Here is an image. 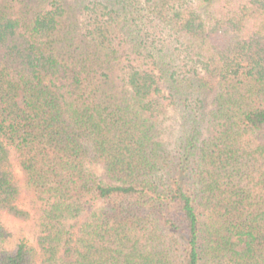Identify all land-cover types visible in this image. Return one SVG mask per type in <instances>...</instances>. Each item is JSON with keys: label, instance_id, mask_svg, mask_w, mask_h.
<instances>
[{"label": "trees", "instance_id": "obj_1", "mask_svg": "<svg viewBox=\"0 0 264 264\" xmlns=\"http://www.w3.org/2000/svg\"><path fill=\"white\" fill-rule=\"evenodd\" d=\"M0 264H264V0H0Z\"/></svg>", "mask_w": 264, "mask_h": 264}, {"label": "rangeland", "instance_id": "obj_2", "mask_svg": "<svg viewBox=\"0 0 264 264\" xmlns=\"http://www.w3.org/2000/svg\"><path fill=\"white\" fill-rule=\"evenodd\" d=\"M167 123L170 129H173L175 127L174 123L172 122V119H170Z\"/></svg>", "mask_w": 264, "mask_h": 264}]
</instances>
